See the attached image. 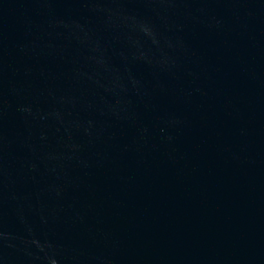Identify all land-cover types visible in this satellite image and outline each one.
<instances>
[{
	"label": "water",
	"instance_id": "1",
	"mask_svg": "<svg viewBox=\"0 0 264 264\" xmlns=\"http://www.w3.org/2000/svg\"><path fill=\"white\" fill-rule=\"evenodd\" d=\"M0 264H264V0H0Z\"/></svg>",
	"mask_w": 264,
	"mask_h": 264
}]
</instances>
